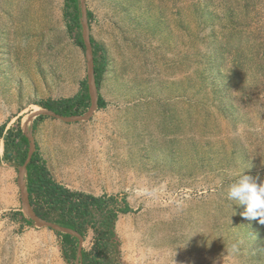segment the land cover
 <instances>
[{
  "label": "rangeland",
  "instance_id": "374dc122",
  "mask_svg": "<svg viewBox=\"0 0 264 264\" xmlns=\"http://www.w3.org/2000/svg\"><path fill=\"white\" fill-rule=\"evenodd\" d=\"M80 5L85 47L64 0H0V127L21 125L57 180L126 198L116 263L264 264V224L223 195L242 169L264 181V0ZM91 38L107 56L98 85ZM83 80L84 113L40 105ZM3 154L0 138V264H81L64 254L58 231L71 230L25 213L26 167Z\"/></svg>",
  "mask_w": 264,
  "mask_h": 264
},
{
  "label": "trees",
  "instance_id": "16d2710c",
  "mask_svg": "<svg viewBox=\"0 0 264 264\" xmlns=\"http://www.w3.org/2000/svg\"><path fill=\"white\" fill-rule=\"evenodd\" d=\"M64 18L67 28L75 32L76 43L85 47L82 37V8L80 0H64ZM91 12L88 11V17ZM94 77L98 85L106 67L107 56L102 46L92 38ZM97 103L100 108L106 106L101 94ZM92 104L90 87L87 80L81 82V88L74 96L61 99H48L40 102L45 109L57 115L70 117L84 113ZM42 118L38 117L35 124ZM0 138L4 140L2 159L26 167V187L29 204L37 217L69 229L85 237L93 230V245L90 250H81L82 264H118L116 263L117 245L116 222L121 213L132 211L125 197L120 202L113 194L96 195L57 180L52 174L46 159L40 154L36 143L35 151L30 154L31 140L21 125L0 127ZM28 221L22 211L14 213ZM62 238L64 254L73 260L78 256L79 238L70 232L58 231Z\"/></svg>",
  "mask_w": 264,
  "mask_h": 264
},
{
  "label": "clouds",
  "instance_id": "9594fccd",
  "mask_svg": "<svg viewBox=\"0 0 264 264\" xmlns=\"http://www.w3.org/2000/svg\"><path fill=\"white\" fill-rule=\"evenodd\" d=\"M223 195L233 207V215L236 213L234 205L243 206L240 213L242 217L247 220L258 219L259 223L264 224V181L242 169L228 184Z\"/></svg>",
  "mask_w": 264,
  "mask_h": 264
},
{
  "label": "bare ground",
  "instance_id": "6f19581e",
  "mask_svg": "<svg viewBox=\"0 0 264 264\" xmlns=\"http://www.w3.org/2000/svg\"><path fill=\"white\" fill-rule=\"evenodd\" d=\"M91 92L92 94L94 95V98H95V85H94V82L92 83V89H91ZM94 105L96 106V100L94 99ZM25 128L26 129H29L30 128V122L26 119L25 120ZM26 173V168L24 169V174ZM21 175L20 176V184L21 186L23 187V209L25 211L26 214L28 215H34L37 219V222L40 224V223H43L44 220L38 218L34 211L32 210L30 204H29V201H28V192H27V187H26V179H25V176Z\"/></svg>",
  "mask_w": 264,
  "mask_h": 264
},
{
  "label": "crops",
  "instance_id": "0c3cea01",
  "mask_svg": "<svg viewBox=\"0 0 264 264\" xmlns=\"http://www.w3.org/2000/svg\"><path fill=\"white\" fill-rule=\"evenodd\" d=\"M75 189V188H74ZM80 190V189H79ZM87 192V191H86ZM70 233H72L73 235H76L78 238H79V251H78V256H77V258H76V260L79 262H81V250L82 249H86V250H90V246L89 247H87V248H83L82 247V242L84 241V240H90V236L92 237V235H93V232H88V234L85 236V237H82L81 235H79V234H77L76 232H74V231H70ZM82 264V263H81Z\"/></svg>",
  "mask_w": 264,
  "mask_h": 264
},
{
  "label": "water",
  "instance_id": "95a60500",
  "mask_svg": "<svg viewBox=\"0 0 264 264\" xmlns=\"http://www.w3.org/2000/svg\"><path fill=\"white\" fill-rule=\"evenodd\" d=\"M94 82H95V77H94ZM95 85H96V82H95ZM90 94H91V91H90ZM92 97V96H91ZM36 215V214H35ZM39 218V217H38ZM41 219V218H40ZM43 220V219H42ZM48 221H46L47 223ZM61 228V227H60Z\"/></svg>",
  "mask_w": 264,
  "mask_h": 264
}]
</instances>
